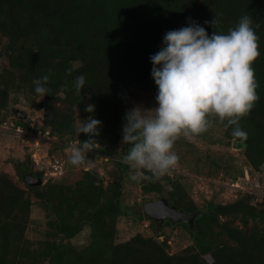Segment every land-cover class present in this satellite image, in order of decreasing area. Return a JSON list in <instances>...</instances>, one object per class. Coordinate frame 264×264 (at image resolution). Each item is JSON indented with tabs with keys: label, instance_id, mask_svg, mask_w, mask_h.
Here are the masks:
<instances>
[{
	"label": "trees",
	"instance_id": "1",
	"mask_svg": "<svg viewBox=\"0 0 264 264\" xmlns=\"http://www.w3.org/2000/svg\"><path fill=\"white\" fill-rule=\"evenodd\" d=\"M243 15L252 19L260 51L252 65L258 100L239 120L247 136L234 137L226 121L212 115L210 125L223 127L219 139L207 136L208 129L196 137L210 144L220 138L226 145L239 142L246 164L259 171L264 164V0H0V115L11 94H22L38 111L42 130L79 144L88 137L78 136L75 129L92 116L101 121L94 137L98 153L115 166L106 185L91 168L72 186L48 181L36 187L25 177L42 179V174L29 163L11 161L10 167H0V264H264V200L253 204L247 193L198 209L183 186L171 183L169 204L196 215L192 225L176 224L187 230L192 245L170 254L157 231L116 242L129 168L123 156L130 145L118 151L124 114L131 109L124 93L155 94L149 57L160 49L167 31L186 26L190 19L209 35L227 33ZM80 74L85 85L78 95L74 81ZM44 75L49 91L41 98L34 80ZM86 104L94 105L92 113L84 111ZM203 157L208 169L235 172L231 157ZM160 180H146L143 193H160ZM33 204L45 218L43 239L36 244L25 239ZM84 228L89 241L76 248L71 240Z\"/></svg>",
	"mask_w": 264,
	"mask_h": 264
},
{
	"label": "clouds",
	"instance_id": "2",
	"mask_svg": "<svg viewBox=\"0 0 264 264\" xmlns=\"http://www.w3.org/2000/svg\"><path fill=\"white\" fill-rule=\"evenodd\" d=\"M259 55L258 37L248 15L227 33L209 35L190 19L186 26L167 31L160 49L149 57L155 107L133 106L124 114L121 143L130 148L123 163L145 180L159 179L177 165L179 157L173 150L177 138L183 135L191 140L205 132L212 115L226 121L234 137L246 138L239 120L258 100L252 65ZM48 80V75L34 80V91L41 98L49 91ZM84 85L85 76H76V94ZM84 111L92 113L94 105L88 104ZM81 121L75 132L88 138L70 149L67 163L74 167L90 166L87 157L98 145L94 137L101 126L92 116Z\"/></svg>",
	"mask_w": 264,
	"mask_h": 264
},
{
	"label": "rangeland",
	"instance_id": "3",
	"mask_svg": "<svg viewBox=\"0 0 264 264\" xmlns=\"http://www.w3.org/2000/svg\"><path fill=\"white\" fill-rule=\"evenodd\" d=\"M3 55L0 49V71L3 66ZM124 98L130 107L140 106L145 109L155 107V94L143 93L138 90L127 91ZM87 106V104H86ZM26 116L19 119V115ZM223 128L220 124L210 125V138L219 139ZM43 129V122L38 111L22 94H11L9 103L0 115V167H10L11 161L25 162L33 166L42 174V185L46 182H61L72 186L80 180L83 171L96 169L106 185L111 179L109 172L115 169L110 157L98 153V145L88 154L90 164L74 167L67 163L70 149L79 147L75 139L62 142L47 134ZM206 132V131H205ZM204 135L203 137H205ZM222 137V136H221ZM206 138L194 137L188 140L179 136L174 143L173 150L179 157L177 165L169 173L160 177L162 191L160 193H143L142 186L146 180L137 175L138 170L128 168L123 179L122 205L124 214L117 223L116 242L129 240L136 234L154 236L155 231L161 234L159 241L166 240L170 254L179 253L192 245V239L186 229L179 225H167V221L159 224L148 220L145 215L146 205L159 198L168 200L172 191L171 183H179L189 199L198 209H204L209 203L227 204L233 202L241 194L252 195V203L260 204L264 200V164L259 171L252 170L245 162L241 149L233 148L232 142L227 141L210 144ZM118 151L123 145L122 135L118 137ZM210 159L218 158L225 161L231 157L234 173L225 171L215 172L208 169V163L203 156ZM140 179L144 184L140 185ZM35 203V199L32 198ZM153 223V224H152ZM45 218L43 212L33 204L29 215V224L25 232V239L33 244L43 239ZM89 241V229L84 228L71 243L76 248H82Z\"/></svg>",
	"mask_w": 264,
	"mask_h": 264
},
{
	"label": "water",
	"instance_id": "4",
	"mask_svg": "<svg viewBox=\"0 0 264 264\" xmlns=\"http://www.w3.org/2000/svg\"><path fill=\"white\" fill-rule=\"evenodd\" d=\"M20 114V113H19ZM26 118L25 115L20 114L19 119ZM232 147L240 149L241 144L236 141H232ZM26 183L31 187H36L42 185V180L33 175H28L25 177ZM102 181V180H101ZM140 185H143V179H140ZM146 218L152 221H157L162 224L164 221L170 222V224L184 223L192 225L195 219V214H187L182 211L177 210L174 206H170L168 201L163 198H159L155 201H151L146 205L145 208Z\"/></svg>",
	"mask_w": 264,
	"mask_h": 264
},
{
	"label": "flooded vegetation",
	"instance_id": "5",
	"mask_svg": "<svg viewBox=\"0 0 264 264\" xmlns=\"http://www.w3.org/2000/svg\"><path fill=\"white\" fill-rule=\"evenodd\" d=\"M169 204V203H168ZM170 205V204H169ZM171 206V205H170Z\"/></svg>",
	"mask_w": 264,
	"mask_h": 264
}]
</instances>
